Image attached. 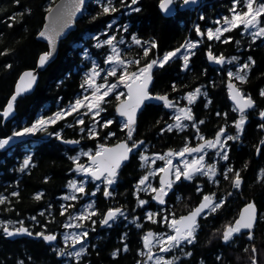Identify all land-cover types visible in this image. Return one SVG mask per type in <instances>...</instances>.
Returning <instances> with one entry per match:
<instances>
[{
  "label": "trees",
  "instance_id": "obj_1",
  "mask_svg": "<svg viewBox=\"0 0 264 264\" xmlns=\"http://www.w3.org/2000/svg\"><path fill=\"white\" fill-rule=\"evenodd\" d=\"M55 1L0 0V139L33 127L41 118H52L45 128L26 132L0 149V264H145L144 235L166 231V223L161 224L163 216L173 212L178 217L206 195L221 201L219 206L199 217L192 238L168 251V261L150 264H264V119L259 118L264 111V34L253 36L242 25L225 29L217 38L207 34L219 18L231 17L236 3L246 0H201L196 7L185 9H179L184 0H174L177 10L170 17L160 13V0H91L75 29L59 41L56 57L40 71L34 91L18 97L14 117L4 121L1 112L19 73L34 68L39 54L48 51L38 32ZM257 18L264 28V11ZM113 20L116 22L111 23ZM111 34L113 43L121 47L120 58L132 59L127 72L148 63L147 67H152L150 93L167 94L172 102L178 98L180 104L190 106L191 118L184 126H170L171 108L165 109L161 102H146L126 135L123 119L114 112L124 91L119 96L112 93L103 103L105 111L94 123L95 135L87 129L93 120L89 114L80 124L75 122V114L59 115L81 92L92 61L101 63L108 52L109 45L96 44L93 36L105 39ZM134 38L147 45V51L134 46ZM189 39L197 43L190 56L176 54L161 66L151 64L155 57L179 51ZM129 43L131 46L123 47ZM209 54L228 62L212 63ZM241 64L245 66L244 79L232 80L254 101L253 108L243 114L229 101L226 88L227 69ZM115 79L112 75L109 80ZM197 88L203 91L195 100L186 101L184 94ZM119 89L124 85H118L116 91ZM240 116L245 120L237 129ZM105 120L109 122L103 123ZM220 131L231 138L225 159L215 163L213 177L194 174L174 179L163 203L153 200L154 191L138 190V183L150 172L153 155L179 152L202 138L215 139ZM65 139H75L76 145L64 144ZM120 139L134 150L119 168L115 183L108 185L109 196L104 195V183L94 189L89 182L80 193L82 197L67 198L76 163L87 159L77 155L78 149L95 153ZM212 158L210 153L208 159ZM164 163L157 159L153 166ZM259 169L263 170L260 177ZM158 177L157 173L155 185ZM237 177L239 181H235ZM90 199L95 213L93 223L86 219L82 224L85 249L77 259L68 258L60 234L77 206ZM251 200L261 218L251 232L240 230L226 239L228 226ZM119 207L123 216L101 226L104 213ZM148 210H157L155 217L147 218ZM16 225H25L33 234L54 233L56 241L47 244L39 237L8 238L3 228Z\"/></svg>",
  "mask_w": 264,
  "mask_h": 264
},
{
  "label": "water",
  "instance_id": "obj_2",
  "mask_svg": "<svg viewBox=\"0 0 264 264\" xmlns=\"http://www.w3.org/2000/svg\"><path fill=\"white\" fill-rule=\"evenodd\" d=\"M91 0H56L45 14V21L38 32V38L48 44V51L39 54L36 66L22 70L14 84L13 92L9 96L7 103L3 107V120H9L14 117L15 101L18 97L31 94L38 82L40 71L44 70L47 65L56 57L58 43L65 38L76 27V22L84 14L85 8ZM201 0H184L179 9H185L190 6L196 7ZM160 13L165 17L173 16L177 7L174 0H160L158 3ZM210 62L221 63L209 54ZM153 82V71L151 67L145 69L141 75L135 77L126 83L124 92L125 96L118 100L114 105V112L117 117L125 121V132L129 134L131 128L135 125L138 113L146 102H161L165 109L171 106V99L167 94H152L149 88ZM228 99L239 113H245L254 106L253 99L244 95L239 86L232 80H226ZM264 119V111L259 115ZM263 130V124H261ZM62 142L69 146L76 145L75 139H65ZM213 139H203L194 146H190L178 157L186 156L192 153L201 152L204 147L211 145ZM134 146H130L125 139L103 146L100 151L88 156L83 164H77L74 170L80 171L86 166L92 165L93 168L86 170L84 174L91 178L93 182L98 183L104 178H108L109 185L114 184V179L121 165L126 162ZM199 162L190 165L185 176H190L196 172ZM173 161L167 162L159 173L158 187L154 192L156 202H161L165 196L167 185L172 181ZM214 196H203L191 209L182 213L173 222L174 234L172 239L191 238L193 229L198 223V219L207 213L209 208L215 203ZM122 209H108L100 222L101 226L110 224L120 213ZM260 211L255 203L246 202L238 211L235 219L236 225L244 232H251L259 220ZM3 232L10 239L19 236L39 237L47 244H53L56 240L54 233H31L25 225L18 228L4 227Z\"/></svg>",
  "mask_w": 264,
  "mask_h": 264
},
{
  "label": "rangeland",
  "instance_id": "obj_3",
  "mask_svg": "<svg viewBox=\"0 0 264 264\" xmlns=\"http://www.w3.org/2000/svg\"><path fill=\"white\" fill-rule=\"evenodd\" d=\"M264 11V1L263 2H257L255 0H246L243 4L239 5V3H236L233 11L231 13V17L227 18H219L217 20V25L215 27H210L207 29V34L210 38L215 37L217 38L222 31L225 29L236 26V25H242L243 30L247 31L253 36H261L264 34V28L259 24L258 21V14ZM116 20H113L111 23H115ZM112 36L106 37L105 39L98 36L94 35V41L96 44H105L106 41L110 40V43L108 44V52L104 55V58L101 63H98V60L94 59L92 61L91 67L89 70L85 72V76L87 77V80L90 83H93L97 80V77H99L102 74V71H105L104 73V80L106 84H102L103 88L102 91H107L108 95H111L112 93H115L117 96L121 95V93L124 91V89H119L116 91V87L118 85H124L129 81V78L133 79L136 76L140 75V73L145 70L148 66H144L145 68H139V70H136L134 72H127V65L130 64L132 59L125 58V60L121 59L118 57L120 55V48L117 44H112L113 40L111 38ZM132 44L134 46H139L142 47L143 51H147L148 46L145 45L143 46L141 43L140 39H132ZM131 43L128 45H123V47L126 46H131ZM197 43L192 40H186L184 45L179 49V51H172V52H167L164 55L160 57H155L151 64L154 67L161 66L163 63H165L169 58H171L173 55L179 54V52L182 49H188V50H193L195 48V45ZM114 58L116 60H114ZM105 59V60H104ZM217 61H226L228 62L227 58L224 57H216L215 58ZM122 63V68L120 73L116 76L117 78L111 82L109 77H106V74H108V71H111L110 64L105 65V67L99 66L100 64H105L108 61H119ZM109 63V62H108ZM107 70V71H106ZM244 70L245 66L244 64L241 65H236L234 68H228L227 69V79L232 80L233 78L235 80H243L244 79ZM115 73V72H114ZM234 81V80H232ZM235 82V81H234ZM93 85V84H92ZM203 91L201 88L194 89L191 92L185 93L184 98L186 101L190 102L195 100L197 95ZM110 93V94H109ZM179 99L175 100V102L171 101V110H172V121L170 123V126H177V127H182L185 125V120L191 118V113H190V106L185 105V104H180ZM86 104V103H85ZM240 114V113H239ZM59 115L63 116V112L60 111ZM56 116H54L53 119H55ZM49 121L52 118H48ZM77 121L75 120L76 123H79L81 121V116H77ZM245 118L240 116L235 124V128L240 129L242 123L244 122ZM96 121H92V125L94 126V123ZM39 129L36 125H34L31 128H28L22 132H18L13 136H10L8 138H4L2 141L0 140V146L5 147L9 143L16 141L20 137L26 135V132L32 133L33 131H36ZM219 134L220 138L218 139V146L214 149V151H209L206 153H203L202 155H196V157H191V155L183 156V157H178V153L183 151L182 149L179 152H171L168 151L165 154L162 155H153L150 158L151 167H150V172L149 174L137 185L138 190H141L145 193H151V191H155L156 188L158 187L157 185L154 184V179L155 175L161 171L163 165L167 163L168 161H173V168H172V181L174 179H179V178H188L192 177L194 174L190 176H185V172L187 168L196 163L199 162V159H202V167L200 168L201 173L199 174H205L208 175L209 177H213L215 175V163L218 161V159H225V156L227 155L228 152V144L227 141L228 139L231 138V136H228L225 134L223 131H220ZM213 150V148H211ZM213 155V158L211 160L208 159L209 154ZM93 154L91 152V149H78V156H90ZM193 155V154H192ZM157 159H162L165 163L158 165L157 167L153 164ZM199 166V165H198ZM92 167V165H89L85 169H82L80 171H75V174L73 178L70 180V182L67 185L65 196L67 198H77L79 199L81 196L80 193L85 190V188L88 186L89 182L93 183V188L96 189L99 186H101L102 183H104V195L106 194V197L109 196V190L108 188V179L105 178L104 182H99L95 183L91 178L86 176L84 174L85 170H89ZM198 168V167H197ZM197 171V170H196ZM196 173V172H195ZM263 173L262 169L257 170V174L260 177ZM171 181V183H172ZM235 181H239V178L237 177ZM170 184L167 186V190L170 187ZM234 186H237V183L234 184ZM153 200L154 199V194L152 195ZM254 203L252 200L248 201ZM163 203V202H161ZM221 201H217L214 206H212L210 209L217 208ZM144 201L142 200L140 202V205H143ZM95 213V210L92 205V200H87L85 202H82L77 206V208L72 212L70 215L68 221L65 224V228L60 234V241L62 243L63 248L66 250V256L69 258L77 259L80 254L83 252L85 249V241H86V232L85 229L82 228V224L86 221V219H90L93 223V218L91 217ZM172 213V214H171ZM157 214V210H148L146 211V217L149 219H152L155 217ZM173 212H168L165 216L162 217L161 219V224L166 223V231L159 232V233H154V232H147L144 237V251L143 254H145V264H150V263H164L168 261L170 258L166 257V253L170 250H176L179 243L182 241L186 240L185 239H176L173 240V227L172 223L175 221L177 217L173 215ZM123 216L122 214H119L112 222L118 221L120 217ZM261 218V213L259 215V219ZM102 218H100L101 220ZM6 226H9L10 224L8 222H4ZM10 228H18V225L16 227H10ZM240 231V228L235 224H231L228 226L227 231H226V239H229L230 236L238 233Z\"/></svg>",
  "mask_w": 264,
  "mask_h": 264
},
{
  "label": "built area",
  "instance_id": "obj_4",
  "mask_svg": "<svg viewBox=\"0 0 264 264\" xmlns=\"http://www.w3.org/2000/svg\"><path fill=\"white\" fill-rule=\"evenodd\" d=\"M97 81L93 82V85L90 87H85L81 94L75 99V101L68 103L64 108V114H70L76 111L78 108L83 107L85 102L88 104L87 109L81 110V113H88L96 111L98 107V103L101 99L106 96L108 93L107 91H102L103 88ZM98 112L96 111V114ZM40 128L45 127V122L43 120H39L37 122ZM54 135V134H53Z\"/></svg>",
  "mask_w": 264,
  "mask_h": 264
},
{
  "label": "flooded vegetation",
  "instance_id": "obj_5",
  "mask_svg": "<svg viewBox=\"0 0 264 264\" xmlns=\"http://www.w3.org/2000/svg\"><path fill=\"white\" fill-rule=\"evenodd\" d=\"M142 73V72H141ZM140 73V74H141ZM219 134H221V133H219ZM220 138V135H218L215 139H214V142L211 144V145H209V146H206V147H204L203 148V150L201 151V152H198V153H195V154H191V157L193 156V157H196V155H202L203 153H205V151H206V153L207 152H209V151H214V149L218 146V139ZM211 148H213V150L211 149ZM199 161V166H198V168H197V171H196V173H194V174H199V173H201V171H200V168L202 167V159H199L198 160ZM105 181V179L104 180H102V182H104ZM101 182V183H102ZM18 226H20V225H18ZM173 230H174V228H173ZM195 230V229H194ZM194 230H193V234H194ZM192 234V235H193ZM192 238V237H191Z\"/></svg>",
  "mask_w": 264,
  "mask_h": 264
}]
</instances>
